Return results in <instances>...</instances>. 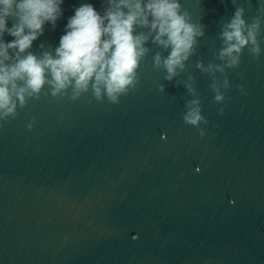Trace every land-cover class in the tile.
Returning a JSON list of instances; mask_svg holds the SVG:
<instances>
[{
	"label": "water",
	"instance_id": "obj_1",
	"mask_svg": "<svg viewBox=\"0 0 264 264\" xmlns=\"http://www.w3.org/2000/svg\"><path fill=\"white\" fill-rule=\"evenodd\" d=\"M259 2L236 6L251 23ZM83 3L103 14L104 0H64L55 29L45 24L29 51L55 55ZM180 3L205 26L176 78H194L204 136L183 121L195 97L153 67L155 53L168 52L151 41L136 90L118 104L96 101L91 91L76 101L29 100L0 128V264H264V24L259 59L245 48L240 66L225 70L226 91L216 72L225 95L217 103L211 76L195 64L223 63L214 53L235 7L232 0Z\"/></svg>",
	"mask_w": 264,
	"mask_h": 264
},
{
	"label": "clouds",
	"instance_id": "obj_2",
	"mask_svg": "<svg viewBox=\"0 0 264 264\" xmlns=\"http://www.w3.org/2000/svg\"><path fill=\"white\" fill-rule=\"evenodd\" d=\"M64 0H0V128L15 119L18 109L27 107L29 100H39L41 94L54 99L66 96L76 101L91 91L96 101L105 98L111 104L120 103V97L134 91L139 83L138 69L152 44L168 52H156L153 67L165 72L164 80L176 85L184 84L187 92L195 97L186 101L183 114L185 124L194 126L204 136L201 124L208 120L201 114V100L194 85V78L187 82L176 80L187 71L186 62L195 54L200 39L205 36V26L191 22L180 0H104L103 14L91 3H83L68 18L65 34L52 52L36 55L29 51L33 42L44 34L45 24L53 29L62 17ZM234 14L223 24L219 39L221 49L214 53L221 64L207 66L197 61L195 67L212 78L214 101L223 103L225 95L216 72L225 75L223 89L229 87L226 69H237L243 50L259 59L262 49L259 37L264 24V0H260L258 14L251 23L245 20V8L236 6ZM14 20L9 28L8 19ZM137 29H141L138 34ZM14 37L5 42L4 36ZM40 49H44L41 44ZM170 50V51H169ZM238 75H242L239 74ZM47 86L48 91H44ZM240 87L243 91L242 86ZM69 89L70 95H69ZM165 92V85H159ZM220 108L219 114L223 115ZM35 117L27 124L33 129ZM199 171V169H197Z\"/></svg>",
	"mask_w": 264,
	"mask_h": 264
}]
</instances>
